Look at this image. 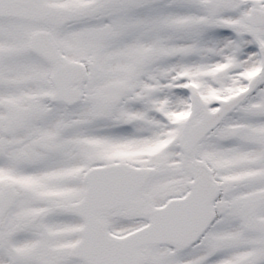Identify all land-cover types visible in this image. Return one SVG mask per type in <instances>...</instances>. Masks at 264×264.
Here are the masks:
<instances>
[{"label":"snow or ice","instance_id":"6c2138e0","mask_svg":"<svg viewBox=\"0 0 264 264\" xmlns=\"http://www.w3.org/2000/svg\"><path fill=\"white\" fill-rule=\"evenodd\" d=\"M0 264H264V0H0Z\"/></svg>","mask_w":264,"mask_h":264}]
</instances>
